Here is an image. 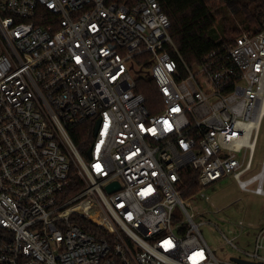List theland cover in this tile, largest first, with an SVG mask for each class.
<instances>
[{"label":"built area","instance_id":"obj_1","mask_svg":"<svg viewBox=\"0 0 264 264\" xmlns=\"http://www.w3.org/2000/svg\"><path fill=\"white\" fill-rule=\"evenodd\" d=\"M174 51L162 0H0V264H221L183 188L208 199L234 176L264 196V159L243 179L264 119V27L226 67H182ZM88 120L84 157L70 130ZM72 169L85 188L66 200ZM246 256L264 264V227Z\"/></svg>","mask_w":264,"mask_h":264},{"label":"trees","instance_id":"obj_2","mask_svg":"<svg viewBox=\"0 0 264 264\" xmlns=\"http://www.w3.org/2000/svg\"><path fill=\"white\" fill-rule=\"evenodd\" d=\"M165 13L171 21V35L177 51L172 56L180 66L195 67L211 63L215 68L229 66V49L236 39L248 33L254 35L264 27V0H162ZM237 16V17H235ZM137 92L143 93L151 111L158 98L152 80L141 81ZM73 141L84 157L94 137V121L88 120L70 130ZM70 183L64 199L79 195L85 188L75 169L70 172ZM198 187L187 181L183 197L197 192ZM90 233L102 232L95 224H81Z\"/></svg>","mask_w":264,"mask_h":264},{"label":"rangeland","instance_id":"obj_3","mask_svg":"<svg viewBox=\"0 0 264 264\" xmlns=\"http://www.w3.org/2000/svg\"><path fill=\"white\" fill-rule=\"evenodd\" d=\"M263 159L264 119L255 149L254 169L243 179L258 173ZM204 191L208 199L198 192L185 199L188 211L200 224L201 234L215 257L221 264L233 263L234 258L248 259L246 253L255 251L257 237L264 227V196L241 189L234 176H228ZM175 217V225L186 220L180 207L176 208ZM240 223L245 228H239L237 225ZM227 239L233 241L237 248Z\"/></svg>","mask_w":264,"mask_h":264},{"label":"water","instance_id":"obj_4","mask_svg":"<svg viewBox=\"0 0 264 264\" xmlns=\"http://www.w3.org/2000/svg\"><path fill=\"white\" fill-rule=\"evenodd\" d=\"M120 189V186L118 183H115L113 185H110L107 187V190L111 193L113 191H116ZM235 261H237L238 263L240 264H262V263H251V262H247V261H244V260H241V259H238V258H234Z\"/></svg>","mask_w":264,"mask_h":264},{"label":"bare ground","instance_id":"obj_5","mask_svg":"<svg viewBox=\"0 0 264 264\" xmlns=\"http://www.w3.org/2000/svg\"><path fill=\"white\" fill-rule=\"evenodd\" d=\"M87 214H88V216L92 217L93 220H95L97 222H103L99 213H97L96 215H93V214H90L89 212H87Z\"/></svg>","mask_w":264,"mask_h":264}]
</instances>
